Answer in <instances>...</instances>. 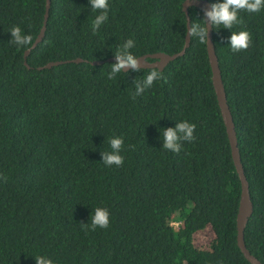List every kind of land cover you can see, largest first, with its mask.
I'll return each instance as SVG.
<instances>
[{
  "label": "trees",
  "instance_id": "trees-1",
  "mask_svg": "<svg viewBox=\"0 0 264 264\" xmlns=\"http://www.w3.org/2000/svg\"><path fill=\"white\" fill-rule=\"evenodd\" d=\"M210 5L215 0H205ZM109 20L93 33L88 0H50L42 41L24 53L11 44L19 25L37 38L46 0H0V264H250L237 246L241 183L212 83L206 43L195 37L161 80L133 98L131 70L108 79L120 44L138 56L179 53L184 0H109ZM189 19L203 18L189 8ZM233 31L248 49L228 47L212 28L221 80L252 215L245 247L264 264V11H241ZM83 59L38 71L50 62ZM152 62V60H148ZM196 125L181 152L162 149L160 129ZM124 138V163L105 167L108 139ZM110 209L91 230V208Z\"/></svg>",
  "mask_w": 264,
  "mask_h": 264
},
{
  "label": "clouds",
  "instance_id": "clouds-1",
  "mask_svg": "<svg viewBox=\"0 0 264 264\" xmlns=\"http://www.w3.org/2000/svg\"><path fill=\"white\" fill-rule=\"evenodd\" d=\"M187 0H184V3ZM88 9L94 13L91 20V30L97 32L103 24L109 20L110 2L109 0H88ZM241 11L248 13H259L264 11V0H215L210 7L204 11V16L198 20H192L186 25L185 39L191 40L195 37L201 44L207 43L208 25L220 29H228L231 34L227 38L228 47L233 52H240L249 48L251 44V35L247 30L233 31V26L238 25ZM9 33L11 35V44L18 49L29 48L32 43V37L26 33L19 25L13 26ZM136 41L132 38L126 39L119 45L115 51V63L110 64L111 69L108 72V79H115L120 73H125V69H130L135 73H142L143 79H135L132 83L135 85L133 98L144 94L155 82L161 80L162 72L152 65L144 67L140 63L141 56H138L133 49L136 48ZM144 64L150 65L146 57ZM196 125L190 120L184 119L175 122L172 127L161 128L160 138L162 140V149L170 152L179 153L182 150L183 142H192L195 139L194 131ZM124 138L119 135H113L108 139V151L101 152L102 163L105 167H120L124 163L122 154L124 147ZM111 222L110 209L105 205H97L91 208L90 224H86L91 230L97 228L107 229ZM34 258L35 264H56L53 257L48 254L29 255Z\"/></svg>",
  "mask_w": 264,
  "mask_h": 264
},
{
  "label": "water",
  "instance_id": "water-1",
  "mask_svg": "<svg viewBox=\"0 0 264 264\" xmlns=\"http://www.w3.org/2000/svg\"><path fill=\"white\" fill-rule=\"evenodd\" d=\"M210 7V4L205 1V0H187L183 4V12L186 16L187 23H190L189 19V8H197L201 11L202 15L204 16V11ZM50 8V0H46V12L44 16V21H43V26L31 45V47L25 51L24 53V65L26 66L27 69H30V67L27 65L26 59L27 56L29 55L30 51L33 50L43 39L44 34H45V29H46V23L48 19V12ZM189 42L190 40L185 39V44L182 48V50L174 55H166V54H154V55H145L140 58V63L144 67H151L152 65L156 66L158 70H163L165 66H167L170 62L174 61L176 58L181 57L184 55L186 49L189 47ZM207 54H208V59H209V64L211 67V72H212V83L214 87V91L217 97V102L218 106L221 112V116L226 128V133L229 141V145L231 148V155L233 159V163L235 166V170L237 172L238 178L241 183V194H240V201H239V208H238V213H237V218H236V225H237V246L240 249L241 253L245 257V259L250 263V264H261L255 257H253L249 251L245 247V242H244V230L246 228V225L248 223L249 218L252 215V204L250 202L249 198V192H248V184L244 176V172L242 169V165L240 162V156H239V151L237 147V140H236V133L234 130V124L232 121L231 113L229 110V107L227 105L226 101V96L224 92V87L223 83L221 80V74L218 66V61L217 57L215 55V49L214 45L212 43V26L209 23L208 25V38H207ZM144 57L147 58V60H152V62L148 63L150 65H145L144 64ZM88 63V61H85L83 59H75V60H69L65 62H50L46 64L43 67L37 68L38 71H41L43 69H50L52 67H56L62 64H68V63ZM105 62L108 63H115V58H110L106 61H93L90 62L91 65L93 66H100L104 64ZM130 69H125L126 71H129Z\"/></svg>",
  "mask_w": 264,
  "mask_h": 264
}]
</instances>
